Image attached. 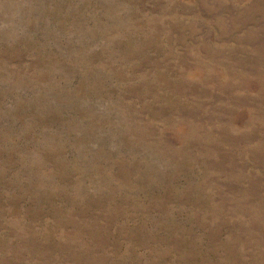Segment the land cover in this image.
<instances>
[{"label":"rangeland","instance_id":"1","mask_svg":"<svg viewBox=\"0 0 264 264\" xmlns=\"http://www.w3.org/2000/svg\"><path fill=\"white\" fill-rule=\"evenodd\" d=\"M0 264H264V0H0Z\"/></svg>","mask_w":264,"mask_h":264}]
</instances>
